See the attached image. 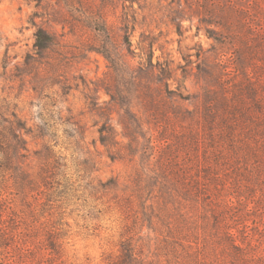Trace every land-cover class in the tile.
<instances>
[{
	"label": "rangeland",
	"instance_id": "rangeland-1",
	"mask_svg": "<svg viewBox=\"0 0 264 264\" xmlns=\"http://www.w3.org/2000/svg\"><path fill=\"white\" fill-rule=\"evenodd\" d=\"M0 110V259L264 264V0H0Z\"/></svg>",
	"mask_w": 264,
	"mask_h": 264
},
{
	"label": "trees",
	"instance_id": "trees-1",
	"mask_svg": "<svg viewBox=\"0 0 264 264\" xmlns=\"http://www.w3.org/2000/svg\"><path fill=\"white\" fill-rule=\"evenodd\" d=\"M35 49L38 52H42L45 50L51 42V38L44 32V30L40 29L35 34ZM9 115V116H8ZM4 123H7L6 126ZM26 130L25 127L22 126L21 122L17 120V115L15 113L4 114L0 110V169L11 171L15 174L24 175L23 180L26 183H33V180L29 179V176L24 172H21L19 166V160L22 155V151L26 150L25 140L21 136L20 132ZM192 182V184H191ZM201 180L198 178L194 179V181L185 182V186H191V190L188 188V191L194 192L196 196L201 194H207L206 188H203L201 184ZM191 184V185H190ZM185 187V188H186ZM199 194V195H198ZM4 231V230H1ZM233 237V234L229 235ZM248 261H252V258H247ZM0 264H12L7 260L0 259ZM114 264H152L149 261H144L139 259L137 254H135L134 249L131 244H123L121 254L119 259Z\"/></svg>",
	"mask_w": 264,
	"mask_h": 264
}]
</instances>
